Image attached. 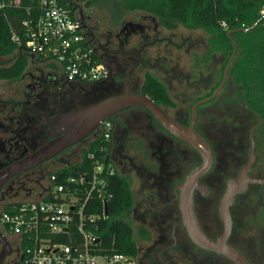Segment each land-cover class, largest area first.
<instances>
[{
    "label": "flooded vegetation",
    "instance_id": "1",
    "mask_svg": "<svg viewBox=\"0 0 264 264\" xmlns=\"http://www.w3.org/2000/svg\"><path fill=\"white\" fill-rule=\"evenodd\" d=\"M66 1L69 9L79 18L83 37L107 69V76L97 81H69L60 64L47 62L25 53L29 61L23 72L14 78L0 79V172L12 167H25L18 172H13L1 184L0 214L9 203L38 195L45 186L49 173L57 167L71 165L73 160H77L84 148L92 140L100 137L105 124L103 120L89 136L62 149L55 156L41 162H33L32 157H40V152L46 146L64 135L60 133L63 118L72 112L84 110L109 98L122 95L125 92V80L128 73L129 87L137 94H141L145 76L151 73L150 68L154 65L168 75L167 66L170 64V59L165 55L160 56L159 53L152 57L147 51L148 47L158 43L173 45L177 48H182L187 42L190 46L193 45L189 37L184 38L180 44H176L171 35H161L160 28L171 33L177 27L168 29L159 25L155 16L149 13L136 15L139 21L125 20V13L116 14L102 10L96 5H87L82 0ZM149 19H152L153 27L147 30L144 21ZM132 41H135L137 45L131 46ZM133 51H140L139 56ZM12 60L13 55L10 56L9 62ZM137 60L138 64L129 72V68ZM191 60L192 63L196 62L192 66L193 72L178 75L176 70L179 67L175 66L172 74L179 84L185 82L186 93L179 98L183 103L190 102L187 118L182 116V112L173 116L169 111L177 107V103L169 94L168 77L158 79L151 73L163 83L169 94V103L156 104L169 117L185 126L191 124L192 107L195 102L210 96L222 79L221 76L219 83L211 85V91L204 94L201 90L204 84L201 83L203 81L208 83L209 80L203 76L202 72H198L197 67L204 63L200 62L197 54ZM197 63L200 64L197 65ZM137 69H141L142 72L139 86L134 84L136 82L134 72ZM205 76L212 77L208 72ZM215 98L196 107L194 121V129L209 142L214 155L212 168L198 179L208 186L207 194L203 195L199 190H194L193 193L197 219L205 234L211 239H216L222 232L223 224L218 213L219 201L224 192L226 180L236 178L247 162L250 147L249 134L254 125L255 160L251 164L248 175L256 178L264 177V120L254 117V121L244 129L241 123L233 122L230 111L235 112L236 109L231 108L232 106L220 120L215 117V110L210 105ZM107 120L111 124L108 149L111 161L115 167L120 165L123 171L127 162L141 179L140 192L144 209L140 217L144 221L143 227L146 232L142 237L138 235L136 264H234L226 256L202 249L192 243L185 227L181 224L177 185L183 181L192 167L200 164L199 153L187 143L170 135L143 108H127L114 113ZM218 128L224 131L219 132L220 137L214 142L207 132ZM84 144H86L85 147ZM218 145L222 146L221 155L216 151ZM130 151L141 157L140 163L134 162V156ZM152 157H156V160ZM185 157H195V162L184 164ZM217 157H224L222 164L231 171L223 174L218 166V171L216 170L218 173L208 179L210 173L215 170ZM29 161L30 164H28ZM222 177H225V181L224 186L217 190V194H220L217 214L205 217L204 208L207 207V211L211 204L208 206L204 204V207L197 208V198L208 197L214 187L218 186H212L211 181L219 183ZM249 192L252 195L246 198ZM251 197L258 200L255 204L256 210L264 211V183L249 184L243 193L235 195L234 202L229 208L232 224L227 242L238 248L250 264H264L262 226L260 225V230L257 229V234L251 235L253 233L248 232L253 230L256 224L252 221L248 225L247 219L245 218V221L242 219L243 215L254 208L251 205ZM173 205L175 207H172ZM165 222H171V229L164 227ZM150 225L159 227L155 232L156 235H152ZM3 234L8 241V252L3 263L20 264L23 256L20 237L11 233Z\"/></svg>",
    "mask_w": 264,
    "mask_h": 264
},
{
    "label": "trees",
    "instance_id": "2",
    "mask_svg": "<svg viewBox=\"0 0 264 264\" xmlns=\"http://www.w3.org/2000/svg\"><path fill=\"white\" fill-rule=\"evenodd\" d=\"M57 1L70 8L66 0ZM82 1L116 14L143 11L158 18L168 29L178 25L188 29H201L208 35L209 51L203 54L200 62L210 67L208 73L213 77L220 73L228 61L232 43L227 33L233 31L231 37L236 43V54L224 86L229 91V102L234 104L232 108L235 111L244 109L253 117L264 120V20L247 31L242 29V24L250 26L259 17L264 0H114L112 3L109 0ZM39 3L40 0H0V58L13 55L12 61L0 64V79L17 77L27 66L29 58L23 46L22 24L23 20L39 13ZM140 93L157 104L169 103L165 86L151 73L146 74ZM108 149L109 141H104L100 136L84 148L76 163L51 172H55L58 179L65 175H76L78 170L89 167L90 153L101 157L105 152L108 153ZM107 157L110 160V156ZM106 193L103 200H95V208L86 209L88 212L101 214L104 204L109 208V214L98 222L96 229L100 252H120L135 256L137 244L131 222L134 197L130 177L120 173L115 167V173L108 178ZM3 210H7V205ZM144 232V227L137 229L140 237ZM21 243L24 248L23 239Z\"/></svg>",
    "mask_w": 264,
    "mask_h": 264
},
{
    "label": "built area",
    "instance_id": "3",
    "mask_svg": "<svg viewBox=\"0 0 264 264\" xmlns=\"http://www.w3.org/2000/svg\"><path fill=\"white\" fill-rule=\"evenodd\" d=\"M262 20L264 4L252 25L242 24V29L247 31ZM22 25L25 52L60 64L67 80L97 81L107 76V69L82 35L78 16L57 0H40L39 13ZM110 130L105 119L100 133L104 141H109ZM108 155L90 153L89 167L76 175L58 179L51 172L38 195L9 203L1 211L0 231L24 240L20 264H136L134 255L100 252L96 229L107 216L104 211L86 210L95 208V200L107 194L108 178L115 173Z\"/></svg>",
    "mask_w": 264,
    "mask_h": 264
},
{
    "label": "water",
    "instance_id": "4",
    "mask_svg": "<svg viewBox=\"0 0 264 264\" xmlns=\"http://www.w3.org/2000/svg\"><path fill=\"white\" fill-rule=\"evenodd\" d=\"M232 32L233 31H229L227 33L231 39L232 51L223 69L222 79L214 88L210 96L195 102L192 107L191 124L189 126L182 125L173 120L148 96L132 92L128 84V73L125 80V92L122 95L109 98L84 110L72 112L63 118L60 133H63L64 135L46 146L40 152V157H32L31 160L35 163L41 162L42 160L55 156L62 149L80 142L89 136L103 120L109 119L110 116L116 112L131 107L143 108L147 110L170 135L187 143L200 155V164L192 167L185 175L183 181L177 185L179 190L178 207L181 213V224L185 227L189 239L192 243L202 249L214 251L218 254L226 256L234 264H250L247 257L238 248L229 244L227 239L230 234L232 224L229 208L234 202L235 195L243 193L249 184L264 183V177L256 178L248 175V172L251 169V164L255 160L253 138L255 125L251 128L249 134L250 147L249 157L246 164L240 169L236 178L226 180V186L218 205V213L222 221L223 228L221 234L218 235L216 239L208 237L201 228L193 203L194 190H199L203 195L207 194L208 186L205 183L200 182L198 179L212 168L214 162L211 145L194 129L195 111L199 104L214 99L227 80L229 69L236 54V43L231 37ZM133 52L139 56L140 51ZM137 64L138 60L129 68V72ZM28 164H30V161ZM22 168L12 167L0 172V186L13 174V172H18V170H21ZM108 214L109 208L107 204H104V215L107 216ZM0 245V264H4L3 259L8 252V241L2 231H0Z\"/></svg>",
    "mask_w": 264,
    "mask_h": 264
},
{
    "label": "rangeland",
    "instance_id": "5",
    "mask_svg": "<svg viewBox=\"0 0 264 264\" xmlns=\"http://www.w3.org/2000/svg\"><path fill=\"white\" fill-rule=\"evenodd\" d=\"M114 0H109V3H112ZM102 10H105V8H101ZM99 11V9H98ZM97 12V10H96ZM131 12V13H130ZM130 12H125L124 14V19L126 20H133V21H139L136 19V15L139 14H143L145 12L143 11H130ZM135 17H134V16ZM156 22L160 25H162L161 21L155 17ZM144 24L147 26V30H149V27H153V21L152 19H149L148 21H144ZM163 26V25H162ZM160 28V26H159ZM160 32L161 35L163 36H169L171 35L173 42H176V44H180L181 42H183V39L186 37H189L191 39V41H193V45L190 46L189 43L187 42L182 48H177L173 45H167L165 43H158L154 46H150L147 48V51L149 54L152 55V57L156 56V54L159 53L160 56H166V58L170 59V64L167 66L169 71H168V75L164 74V72L162 70H159L158 66L154 65V67L150 68L151 73H153L158 79H163V77H168V81H169V94L172 96V98L174 99V101L177 103V107L173 108V109H169V111L171 112V114L173 116H175L178 112H182V116L184 118H187V116L189 115V110H188V105H190V102L187 103H183L182 100L179 98L180 95L186 93V85L185 82L182 84H179L177 82V78L173 77L172 74L173 72V67L177 66L179 67L176 71L178 72V75L187 73L189 71L193 72V63L194 65L196 64V62L192 63V58L195 54H197L198 58L200 59L203 54L207 51H209V46L207 43V38L208 35L202 31L201 29H188L186 27H184L183 25H178L176 29L173 30V32H169L166 31L164 29L160 28ZM136 42L132 41L131 46H136ZM9 56L8 57H3L0 58V64H5L7 62H9ZM199 63H197L198 65ZM196 65V66H197ZM220 65V64H219ZM202 66V67H201ZM201 66H197L198 67V72H202V74H204L203 76L205 78H207L209 80V82H205L203 81L201 84H204V86L201 88L202 92L205 93H209L211 91V85H215L217 83H219L220 79H221V75H222V71L223 68L220 70V73H218V75L216 77H207L205 76L207 74V72H210V67L207 68V65H201ZM203 68V69H201ZM141 69H137V71L134 72V76L136 79V82L134 83L136 86H139V80L141 81ZM140 77V78H139ZM229 91L227 88L223 87L218 95L216 96L215 100L213 102H211L210 105L213 106L214 110H215V117L216 118H220V120L223 119V116L229 111V107H231L232 103H230L229 99ZM232 108V107H231ZM223 112V113H222ZM230 115L232 116V120L233 122L236 123H241V125H243V128L245 129L249 127V124L252 123L254 121V117L248 113L246 110L244 109H240L238 111H230ZM220 128H218L217 130H214L212 132H207V135L212 139V141L215 142V140L217 141L220 137V133L222 131H224V129L219 130ZM220 132V133H219ZM86 146V144H84V147ZM216 151L217 153H221L222 152V146L218 145L216 147ZM131 152V151H130ZM131 155H133L134 157V162L135 163H140L141 161V157L136 156L133 152H131ZM221 155V154H220ZM80 157V156H79ZM79 157L77 160H73L71 164L76 163L79 160ZM153 160H156V157H152ZM224 157H217V163L215 166V170L210 173L209 178H211V176L215 175V173H218V166L221 168V173L223 174H227L228 172H230L231 170L226 169V166H224V164H222V160ZM173 161V159L171 160ZM195 162V157H185L184 158V164H188L191 163L193 164ZM175 166V165H174ZM63 167V166H62ZM57 168H61V167H57ZM117 170L125 175H128L130 177L131 180V189L133 192V197H134V204H133V208H132V225L135 229V233L137 235V229L140 227L144 226V221H142L141 219V213L143 211V202H142V197H141V192H140V188H141V179H139V177H137V175L135 174L134 169L128 165V163L126 162L124 165L125 170L123 171L122 168L120 167V165L116 166ZM56 169V168H55ZM217 170V171H216ZM226 176V175H225ZM225 177L219 180V183H213V180L211 181V185L212 186H216L214 187L212 193H210V195L208 197H198L197 201H196V206L197 208H201L204 207L203 205H207L211 204V206L207 209L205 207V212L204 215L205 217H211L214 216V214L217 211V204H218V199L220 194H217V190H219L221 187L224 186V180ZM145 190V189H144ZM252 194L249 192L248 194H246V198H250ZM251 202H252V206H254V208H252V210L250 212H247V214L243 215L242 219L245 218L247 219V223L248 225L252 223V221L256 224V227L253 228V230L249 231L248 233H253L251 235H255L257 234V229L260 230V225L262 226V231H264V211L260 212L258 210H256L255 208V204L258 201L257 199L251 197ZM141 206V207H140ZM172 207H175L174 205ZM140 208V209H139ZM157 212V211H156ZM217 214V213H216ZM208 215V216H207ZM150 218V216H148ZM147 221V220H146ZM148 222V221H147ZM213 222V221H211ZM147 225V223H145ZM148 226V225H147ZM163 226V224H162ZM154 227V226H153ZM150 225V231L152 232V235H156L155 232H157L158 228L157 225L153 228ZM164 227L171 229V222H165L164 223ZM135 235V239L136 242H138V235ZM258 236V235H257ZM261 241L262 243H264L263 237H261ZM261 244V243H260Z\"/></svg>",
    "mask_w": 264,
    "mask_h": 264
}]
</instances>
